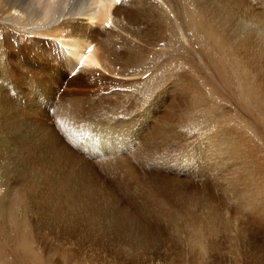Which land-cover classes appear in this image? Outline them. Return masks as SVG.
<instances>
[{
	"label": "bare ground",
	"instance_id": "bare-ground-1",
	"mask_svg": "<svg viewBox=\"0 0 264 264\" xmlns=\"http://www.w3.org/2000/svg\"><path fill=\"white\" fill-rule=\"evenodd\" d=\"M201 1L0 0L2 17L0 76L12 70L10 57L18 55L28 56L25 58L30 62L35 61L33 56H39L36 66L42 70L48 67L47 58L55 57L56 62L52 67L57 71L63 69L69 74L72 73V76L84 74L91 77L92 81L100 80L104 74L107 75V79L109 76L116 81L140 76L142 74L140 63L144 62L143 58L152 55L155 46L165 44L167 39L169 32L164 29V11H168L176 18L175 13L180 12L185 17V23L200 25L198 26L200 31L215 39L225 52L224 57L229 69L227 78L231 89L230 95L241 102V105L248 106V102L254 103L259 112L264 114V0H257L262 12L250 9L247 13L241 14L237 24L234 23L233 16L241 10L243 0H217L219 6L214 13L210 10V5L215 3L214 0H209L212 2L210 4L207 0L204 3ZM224 13L231 17L224 16ZM141 17L144 19L140 20ZM104 28L109 29L106 31L109 36L106 39H98L99 31ZM182 32L185 43H190L193 36L187 39L184 28ZM253 32L258 34L255 39ZM22 41L29 42L30 46L25 44L23 50L18 48ZM40 46H46L47 50L39 51ZM40 60L42 64L39 63ZM146 69L148 70V67ZM147 70L145 73L149 72ZM162 70L163 67L161 69L157 66L154 72H149L146 81L140 86L143 87L142 91L133 96L135 101H126L124 106L118 105L119 110L115 112L109 109L99 111L97 107L92 108L89 105L81 106L84 103L83 99L69 98L61 101L54 112L58 113L56 119L58 126L51 130L38 126L35 131L43 148L40 150H45L49 154L48 159L36 153L38 150H34L33 145L25 141L26 136H19L16 146L11 147L15 142L12 141L14 130L6 131L8 116L1 114L2 111L6 113L8 110L7 106L5 107L6 98L0 99V132L5 136L3 143H0V151L11 149L10 152H2L0 155V190H4V194L0 193V220L12 216L18 218V225L26 233H38V236L42 237L52 236L58 240V245L55 244L57 246L53 249L57 255L60 253L59 256L65 255L64 241L73 238L78 229H82L89 236L88 239L97 232L115 236L121 239L122 243L119 246L121 245L120 249L123 251L119 254L124 256L123 259L127 261L130 256V260L136 261L137 257L132 254L127 256L126 251L133 249L135 253L142 251L145 254L147 250L165 246L161 239L162 228L155 226V230H152L150 223L138 221L134 208L110 204L112 201L101 193L94 180L97 176L94 169L97 166L105 168L108 164L111 165L118 173H124L133 182V188L142 191L150 186H158L154 176L160 175L158 172L163 168L171 169L178 165L182 166L178 175H192L193 168L188 173L187 165L195 163L199 158H204L208 162V178L216 183L222 182V177L216 176L219 173L225 176L227 183L250 182L254 179L241 177L245 172L249 173L247 169L242 173H234L228 166L232 164L231 162L237 166L238 163L241 164L237 160L238 155H241L243 160L246 158L254 162L258 154L253 151L254 147L251 145L253 142L240 133L241 128L234 126L232 120L231 124L229 121L226 123L230 126L220 129L217 121L219 116L222 118L225 116L220 113L223 106L214 102V107L208 104L212 101L207 99L206 90L189 81L186 74H181L178 83L171 84L174 75L165 77ZM187 72L191 74L190 70ZM92 81L88 82L93 84ZM2 89L0 98L6 96L7 89L4 90V87ZM171 89L182 98L179 104L195 109L199 123L203 125L201 126L203 131L211 130L207 123L215 124L212 127L214 131L216 130L213 134L220 137L214 136L211 139L202 134L200 135L202 141L194 143L193 148H186L189 144L186 137L178 138L176 136L178 132L175 130V128H178L179 132L183 128L185 130L186 119L182 112L179 113L180 107L176 104L178 100L170 97V93H174ZM156 92L158 96L154 98ZM40 99L38 97L37 100ZM45 103L43 99V104ZM33 105L29 104L31 107ZM167 107H170V113L163 114ZM161 110L164 112L159 114ZM204 110L208 112L202 113ZM230 114L231 112H228L226 117L230 118ZM173 119L177 120L176 123L171 122ZM259 124L257 127L261 129V123ZM22 129L26 128L19 126V130ZM185 134H190L187 129ZM172 141H175V144L180 143L177 149L179 157L174 160L175 163L172 161L174 166L163 159V149ZM181 142L185 143L184 147ZM203 142L206 147L203 146ZM73 145L80 153L75 151ZM160 150L164 161L158 162L155 155L156 151ZM247 151L251 154L246 155ZM45 152L42 154L45 155ZM16 163L28 166L30 173L33 174L24 185L18 178L13 179L11 176L14 167L11 169L10 166ZM197 165L201 170L204 167L201 162L195 164V168ZM147 168L155 174L146 173ZM257 173L256 175L264 178V165L260 160ZM10 182L13 185L10 186ZM38 186H42L40 191L42 202L38 200ZM163 186L160 184L159 187ZM244 187L250 191L249 194L240 192L237 197H248L253 208L256 207L254 212L259 211L255 213L257 218L264 223V186L256 187L258 188L256 193L252 191L255 187L247 185ZM177 193V197H172L173 194L165 196L158 194L157 189H151L148 192L149 197L161 210L150 215L167 216L169 221L164 230L184 235L180 238V243L174 241L176 247L177 244L185 245L196 254V249L200 250L194 257L190 254L192 264H197L199 258L205 255V251L217 249L215 239L222 233L228 234L229 229L226 228L224 216L215 207L217 203L214 200L207 201L206 197H200L195 190L185 187L184 184L179 186ZM103 201L108 203L103 204ZM240 202L242 203V200L238 203ZM75 208L83 211L81 213L70 211ZM31 217L33 221L30 220ZM25 239H22L20 244L22 248ZM104 242L105 240L97 245L106 248ZM18 251L28 254L25 249ZM201 252L203 254L200 255ZM24 253L23 257L27 258ZM74 256L81 261L80 264H86L80 253Z\"/></svg>",
	"mask_w": 264,
	"mask_h": 264
},
{
	"label": "rangeland",
	"instance_id": "rangeland-1",
	"mask_svg": "<svg viewBox=\"0 0 264 264\" xmlns=\"http://www.w3.org/2000/svg\"><path fill=\"white\" fill-rule=\"evenodd\" d=\"M205 1L206 0H202L201 3H204ZM214 1V5H210V10L212 13H214V10H216L219 6L217 0ZM207 2H209V0H207ZM210 3L212 2L210 1L209 4ZM241 7V10L235 14V16H233L235 17V24L238 23L237 20L240 21L241 14L245 12L247 13L250 9H253L257 12H262L260 3H257V0H243ZM164 12V29L169 32L167 33L168 35L167 39L165 40V44L155 46V52L152 53V55H149L148 58H143L142 61L144 62L140 63V67H142V74L140 76L136 75L134 77H128V80H117V82L109 76V79H107L106 74L103 75L104 77L102 76L104 79H96V81H92L91 77H87L86 75L84 76V74L72 76V73L69 74L63 69H59L57 71V69L52 67V65L54 66V63L56 62L55 57L47 58L49 59L47 63L48 67L44 70L41 68L39 69L36 66V64H38L37 59L40 58L39 56H33L35 58V61L33 62H30L27 58H25L28 56L18 55L15 57H10V63L13 65L12 70L7 71L5 74L0 76V79L2 80H0V89L3 90V87L4 90L7 89L6 96L4 95L0 99L2 100L3 98L4 100L6 98L5 107L7 106L8 110L6 113H3V111L0 113L3 115L6 114V116H8L6 119V122L8 123L6 131H10V129L14 130L12 141L15 140V142L11 147L16 146L19 136H26L27 139L25 141L32 144L34 150H38L36 153L48 159L49 154L45 152V150H40L43 148L40 137L35 134V131L40 126L46 129L50 128V130L58 126V121L56 120L58 113L54 112H56L55 109L60 105L61 101L69 98L83 99L84 103L81 104V106L89 105L92 108L97 107L99 111L107 109L112 110L113 112L118 111V105L124 106L126 101H135V97L133 96H135L138 91H142L143 87L140 86L146 81V75H148L149 72H154L155 68L159 66L161 69L163 67L162 75L165 77L174 75L171 84L176 82L178 83V79L181 78V74L184 73V75L186 74V78H188L189 81L195 83V85L198 84L200 88L206 90L207 99L212 101L208 102V104L213 106L214 103H218L223 106V110L221 109L220 113L224 114L225 116H223V118L222 116H219L217 121V124H220V129H222V127L230 126L232 120L234 126L237 125L238 128H241L240 133L244 134L245 137L253 142L251 144L254 147L253 151H256L258 154V158L257 160L254 159V162L251 159L246 160V158H244V161L241 155H238L237 160H239L241 164L238 163L237 166V164L231 162L232 164L228 166H230L234 173H242L247 169L249 173L246 174L245 172V175H241V177L245 179L253 177L254 179H252L250 182L242 181L239 183H227L225 176L219 173L216 175L217 177H222V182H218L220 185H222L219 186L215 181H211L210 177L208 178V162H206L204 158L195 160V163L187 165L188 168L186 166L188 173L190 169L193 168L192 175H178L182 166H174L172 163V161L174 162V160L179 157V152L177 149L180 143L175 144V141H172L169 146L163 149L164 157L161 156L162 150L156 151L157 154L155 155L158 162H160V160H166L171 162L170 165L174 167L171 169H159L160 172H158V174L160 175L154 176V180H156L155 182L158 183V186H150L143 191L142 189L136 190L133 188V182L128 177H126L124 173H118L111 165L108 164L105 168L97 166L96 169H94L96 171L97 180H94L97 187L101 189V193L104 196L107 195L108 200L112 201L110 204L115 203L117 206L120 204L119 206L122 207L128 206L130 209L134 208L133 210H135L137 217L139 218L138 221L150 223L152 230H155V226L161 227L163 234L161 236L162 244L165 246H162L158 249L156 248L147 250L145 254L142 251L135 253L133 249H128L126 251L127 256L132 254L137 257V259H135L136 261L130 260L129 256L126 261L123 259L124 256L119 254V252L123 251L120 249L121 245L119 246V244L122 243L120 238L108 234L104 235L103 232V234L97 232V234H92L91 238L88 239L89 236H87V234L82 231V229H78L73 234V238L64 241L66 244L64 246L66 252L64 256H59L60 253L58 252L59 254L57 255L55 249H53L54 246L58 245V240H55L50 235L42 237L41 235L38 236V233H26L23 231L22 227L18 225V218L6 216L4 219L0 220V264H80L81 261L76 256H74L77 253H80V256H82L86 264H192L190 261L192 259L191 255L194 257L196 252H192L190 247H185V245L183 246L182 244H177V247L174 245L176 244L174 241H178L177 243H180V238H182L184 235L177 234L176 232L172 231H165L167 221H169L167 216L154 214V217H152L150 215L161 209L156 206L153 199H150L148 192L151 189H157L158 194L165 196H170L173 194L172 197H177V189L179 186H181V184H184L185 187H190L191 190H195L200 195V197H206L207 201L208 199L214 200L217 203L216 205H218H215V207L224 216L227 222L226 228L229 229L227 230L229 231L228 234L222 233L219 238L215 239L216 241H214V243H216L215 248L217 249L205 251V255L201 256V259L199 258V263L197 262V264H254V262H264V223L260 222L257 218L255 213H258L259 211L254 212L256 207L253 208V205L250 204V199L248 197H237V195H240L241 193H247V195L249 194L250 191L245 189V185L251 186L253 188L255 187L252 190L253 193L257 192L258 188L256 187L264 186V178L256 175L258 174L257 171L259 160L261 161V164L264 165V114L259 112V109L254 103L248 102V106L247 104L244 106L241 105V102L230 95L231 89L227 78L229 69L227 60L224 57L225 52L221 50L220 45L216 42V40L211 38L209 34L201 32L198 28L200 25L195 26L191 22H189V24H187V22L185 23V17L182 16L180 12L175 13L177 18L171 16L168 11ZM223 15L229 16L226 13ZM142 19L144 18L141 17L140 20ZM1 21L2 17L0 16V23ZM182 27L184 30H186V33L184 32V34H186L187 39L193 36V39L190 43H185L184 39L182 38ZM108 30L109 29L105 28L101 29L99 31L100 35L98 36V39H106L109 36V34L106 33ZM253 33L254 39L255 37H258L257 33ZM172 36L174 38H171ZM25 44L29 45L30 43L22 41L17 47L23 50L25 48ZM179 44L181 47H178ZM46 50V46H40L39 51L43 52ZM39 63L42 64L43 62L40 60ZM19 67H21V69ZM147 67L148 70L146 69ZM145 70L149 72L145 73ZM187 70H190L191 74L188 73ZM89 80L92 81L93 84H90L91 82L89 83ZM3 82L5 84H3ZM5 86L8 87L6 88ZM171 91L174 92L172 89ZM157 96L158 92L155 93L154 98H157ZM38 97L41 98L40 101L37 100ZM170 97L174 98L176 101L178 100L176 104L180 107L179 113L182 112L183 117L186 119V129L190 134L184 135L186 130H183L184 128L181 129L180 132L178 128H175V130L178 132L176 134L178 138L181 136H183L182 138L186 137L187 143H189L186 148H193L194 143L202 141L203 139L200 137L202 134L208 138H214L215 134L213 133L216 130L214 131L212 127L215 124L212 125L207 123L209 126H211V130H209V132L206 130L203 131V129H201V126L203 125L199 123L198 115L196 114L197 112L195 109H190L188 105L184 106L182 103L179 104L178 102L182 100V98L179 97L175 92L170 93ZM43 99L47 104H43ZM30 103L34 104L33 107L29 106ZM47 105H51V107L48 108ZM136 107H138V105H136ZM169 110L170 107H167L165 112L161 110L159 114H162L163 112V114H168L170 113ZM205 112L208 111L204 110L202 113ZM228 112H231L230 118L226 117ZM176 121V119H173L171 122L176 123ZM228 121L230 124H226ZM259 123H261L263 128L261 127L260 129L257 127V125H260ZM19 126L25 127L26 129H22L20 131ZM27 131L29 132L28 134ZM1 133L2 132H0V143H3L5 136H2ZM215 137H220V135ZM184 144L185 143L181 142L183 147ZM203 146L206 147V144L204 143ZM73 148L76 152H79L75 145H73ZM2 150L0 151V155L5 152H10L11 149L7 151L4 149ZM43 152L46 154L43 155ZM250 154L251 152L247 151L246 155ZM240 160H242V162ZM199 162L203 163L204 165L202 170L198 165L196 168L194 166L195 164H199ZM10 167L11 169L14 167V169H12L13 174H11L12 178H18L20 182H23V185L26 183V181H28V178H32L31 176H33V174L30 173V168L28 166H23L22 164L16 163L12 164ZM195 170L196 174L194 175ZM146 173L152 175L154 172L147 168ZM11 182H13V180H11ZM160 184L164 186L159 187ZM11 185H13V183H11L10 186ZM41 190L42 186H38L37 195L39 196V202H42L40 198L42 196V192H40ZM0 193L4 194V190H0ZM241 200L242 203H238ZM102 203L105 204L108 202L103 201ZM242 205L244 207H242ZM70 211H77L81 213L83 210L80 208H75ZM202 214L207 213L202 212ZM88 217L90 216L88 215ZM30 220L33 221L32 217ZM162 224H165L164 228ZM22 239L26 240L23 248L25 249V252L27 250L28 254L24 253V251H18L20 249L24 250L22 247H20ZM104 240L105 242L107 241V244L104 242L106 248H101V246L97 245H100V243ZM110 241H112V243ZM183 242L184 241H182V243ZM28 247L31 248L29 249ZM196 250L198 254L200 250ZM154 251L159 254L156 255ZM23 253L27 258L23 257ZM124 254L125 253L123 252V255ZM201 254L203 253L201 252L200 255Z\"/></svg>",
	"mask_w": 264,
	"mask_h": 264
}]
</instances>
